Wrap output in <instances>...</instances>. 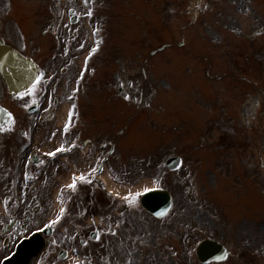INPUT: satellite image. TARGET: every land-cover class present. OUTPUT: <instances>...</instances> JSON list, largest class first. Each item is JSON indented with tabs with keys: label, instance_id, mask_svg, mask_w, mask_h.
<instances>
[{
	"label": "rangeland",
	"instance_id": "374dc122",
	"mask_svg": "<svg viewBox=\"0 0 264 264\" xmlns=\"http://www.w3.org/2000/svg\"><path fill=\"white\" fill-rule=\"evenodd\" d=\"M71 11L77 16L75 23ZM1 31H5L10 44L34 57L48 75L52 72L57 78L62 68L67 69L66 75L59 76L63 81L50 86L51 100L59 99L65 105L78 88L75 95L81 97V110H85L87 119L81 123L88 129L87 135H97V142L117 143L110 166H116L120 181L138 184L164 179L173 187L169 189L174 206L163 221L155 220L140 207L135 212V227H118L108 221L107 230L112 228L116 234L107 231L112 240L106 251L108 262L99 258L97 264H200L195 247L207 237L224 243L234 254L241 250L242 254H257L264 261V194L255 186L260 184L264 192V100L255 114L240 111L251 97L260 99L259 93L264 91V0H0L3 36ZM129 62L146 69L151 112L141 111L117 96L110 86L114 82L112 73ZM85 70L88 74L82 83L77 76ZM48 87L43 85L42 93ZM35 94L33 91L10 101L0 79L1 104L13 111L16 120L11 142L21 143L17 147L27 140L18 131L29 124L33 129L50 131L58 129L63 120L62 115L60 120L56 117L47 123L38 113H26L35 102ZM217 97L223 105H230L227 115L235 127L241 128L234 129L233 149L212 145L210 150L201 149L193 139L183 144L181 137L187 129H201L212 117L211 100ZM207 100L209 107L205 106ZM254 129H263L261 135ZM3 134L6 132L0 137ZM67 137L54 132L52 139L43 138L38 131L27 141L29 151L35 144L47 150L67 145ZM176 154L182 157V165L170 172L165 161ZM242 157L255 160L251 173L258 182L238 177L239 172L234 171L235 161ZM3 162L1 157V168ZM57 164L55 171H59L62 185L70 170L62 160ZM31 169L40 172L41 179L37 177L35 184L54 185L48 182L50 178L43 180L45 171ZM260 173L263 181L259 180ZM14 185L16 193L12 197L22 194L29 209L35 185L20 184L19 176ZM5 195V191L0 194V230L12 216L2 208ZM58 198L60 206H66L65 214H69L61 230L55 229V238L80 235L76 229L79 225L75 226L78 218L80 225L92 228L86 225L90 212H85L82 203L71 202L67 192ZM55 200L54 196L49 212L19 229L18 239L52 225L57 214ZM138 201L134 196L124 204L136 205ZM169 223L175 226L169 228ZM120 237L123 246L118 262L110 248ZM3 239L0 232V241ZM173 251L177 252L174 257Z\"/></svg>",
	"mask_w": 264,
	"mask_h": 264
},
{
	"label": "flooded vegetation",
	"instance_id": "af4514ba",
	"mask_svg": "<svg viewBox=\"0 0 264 264\" xmlns=\"http://www.w3.org/2000/svg\"><path fill=\"white\" fill-rule=\"evenodd\" d=\"M5 30V29H4ZM5 33V31H4ZM6 42V40L4 39ZM7 43V42H6ZM71 60H68L67 63H70ZM66 75L67 69L64 67L59 72L57 78H54L53 83L54 85L58 86L61 80L59 76ZM113 80L114 82L110 85L113 87L116 92L120 88L122 93L126 94L125 99L129 102H132L136 105L138 109L146 110L148 112H151L153 110L151 106V97L147 93V82L145 79L148 78L146 75V69L144 67L138 68L133 63L129 62L126 63V66L123 65L119 68H117L113 73ZM141 78H144V81H141ZM84 77L81 79L83 80ZM46 82L45 80V73L41 70L40 78L38 80L37 86L35 87V100L39 104L40 109V115L39 118L43 119L49 123L48 118L55 116L57 109L59 107V99H54L53 102L51 100L50 95L47 96L46 94H43L42 84ZM67 80H64L63 85H65ZM119 93V92H118ZM43 94V95H42ZM260 99L257 97H251L250 101H247L245 105L241 106L240 111H244L245 113H251L255 114L256 108L259 106L261 107V102L264 100V91H260ZM43 96V97H42ZM19 97H13L11 95L8 96V99L11 101H15ZM253 100V101H252ZM207 103L205 106L209 107L210 100L206 101ZM212 102V108H210L212 117L208 119L202 126L201 129H194L188 130L186 135H183L182 138H184L183 144L187 145L189 139H193L192 143L199 145L202 149H210L209 147L212 145L213 147H224L229 148L233 144L234 129H241L238 127H235L233 125L234 120L231 119L227 113L230 112V105H223L224 101L221 100V98H213L211 100ZM247 105V106H246ZM77 112L75 114L74 119V125L78 123L80 119H83V121H86L85 115H83V112L79 111V105L76 103ZM260 115H262V111L260 112ZM75 120L77 121L75 123ZM15 123V119H14ZM13 123V126H14ZM12 126V127H13ZM245 129V128H243ZM12 130L14 129H0V133H5L1 135L0 137V158H4L5 162H3V167H0V194L4 191L6 192V195L4 196V202H3V208L4 210H7L9 215H12L7 223L2 225L1 227V234L4 235V239L0 241V264H2L6 259H8L13 251L16 242L18 241L17 233L19 232L20 228H25L26 222H32L35 219H38L40 215L43 212H49L51 209V201L53 200L54 193H55V182H58L60 173L59 171H55L58 164L57 162L58 157H53L52 159H49L48 157H42L39 156L36 158V161L38 164L36 165L37 168L40 170L45 171L44 179H49L48 182H52L51 185L48 186L47 184H43L41 182L36 188L31 190V200H30V208L27 206V199L20 194L18 197L13 198L16 193V186L14 185V179H16V176H19V182L20 184L24 181V171L26 170L24 168L25 160L28 157V147L25 146L17 147V145L14 142H11L12 138ZM34 133L37 134L39 131L40 135H42L43 138H53V133H57V129H33ZM255 132H259V136L261 135V131L263 129H254ZM86 129L82 127L79 131L78 137H82ZM27 129L22 131L19 130L18 134L22 137H26ZM257 132V133H258ZM193 136V138H191ZM180 139V142H181ZM89 143V138L86 137L83 139V147H74L72 153H75V155H79L80 151ZM182 144V145H183ZM106 145V142H101L98 150L96 151L97 157L94 160V165L91 166V162L89 161V167L88 171L85 172V165L83 162H76L79 166V170L81 172L80 177H85V180L87 182H83L81 180H78L76 182L77 187L75 189H72L71 187L67 190H64V192H67L69 200L72 202V200H77L85 208V212L89 213V218L85 221L86 225H91L92 228L88 226H83L81 224V220H75V226L76 229L81 231L80 235H77L75 238H64L62 236H59L57 238L55 237H48L46 238V241L48 243L45 250L39 254L36 258H34L30 264H97V261L99 258L103 261V263L108 262V256L106 255L108 241L111 240L107 235V231L110 235H115L116 231L112 228L107 230L108 228V221L115 222L117 226H121L122 224L127 225L128 227H135L137 216L135 215V212L139 210L140 207L142 211L146 212L150 216H152L150 213L145 211L140 204V199L138 203L135 204H128L125 205L124 202L119 201L116 199L110 192L107 190L105 185L100 181L99 176L103 172L102 166L105 167V165L112 161V155L114 151V144L110 146L109 151H107L105 154H103V146ZM176 147V146H175ZM183 147V146H180ZM177 148V147H176ZM224 149V148H223ZM233 147H230L229 150H232ZM213 151H220V150H213ZM179 155H174L173 157H177ZM181 157V156H179ZM253 158L249 157H242L238 158L234 163V171H238V177H244L249 180H254L253 178H256L255 175L251 173L253 165L256 166L255 160ZM104 162V163H103ZM254 162V164L252 163ZM181 163H182V157H181ZM109 165V164H108ZM182 165V164H181ZM181 165L178 167L180 168ZM121 167V166H120ZM108 169L112 172H114L117 176L118 173L116 172V166H108ZM84 172H83V171ZM23 171V174L21 173ZM255 171V169L253 170ZM167 176V172L165 173ZM30 179L33 181H38L36 178V175L32 174L31 172L27 173ZM39 175V174H37ZM4 176V177H2ZM49 176V177H48ZM7 178V179H6ZM6 179V180H5ZM26 180V179H25ZM259 180L263 181V175L260 173ZM167 180L162 179L159 183L160 188H167L169 189L172 187V185H169L166 183ZM257 181V180H254ZM258 182V181H257ZM92 183H95L98 185L101 190L95 189L92 185ZM28 186V185H26ZM257 186V189L262 193L263 187L259 184H255ZM21 188V185L20 187ZM170 190V189H169ZM171 191V190H170ZM47 193V194H46ZM172 195L173 192L171 191ZM70 195V196H69ZM45 199V200H43ZM174 199V196H173ZM70 202V203H71ZM68 211L71 208V205H68ZM24 214L25 217H21V215ZM69 213H67L65 216L60 219V216H57L55 219L56 226L54 228L60 229V222L59 220H63L65 222L67 220V216ZM155 220H162L165 219H157L154 216H152ZM169 228L172 226H175L173 223L168 224ZM61 230V229H60ZM60 232V231H59ZM118 238L116 241V245L112 246L110 248V251L116 252V258L117 261L120 262L121 260V250L123 246V240H120ZM203 240V239H202ZM215 240V239H214ZM112 241V240H111ZM218 241V240H217ZM220 242V241H218ZM224 245V243L220 242ZM226 248V247H225ZM109 249V247H108ZM227 255L223 261L220 262H210L209 264H226L229 261L230 264H264L257 254H251V253H241V250L238 251V253L234 254L232 251L227 249ZM177 252L173 251L172 256L174 257ZM47 255L45 258L44 256ZM111 256H113V253H110ZM160 256V255H159ZM45 258V259H44ZM238 259V261H236ZM228 261V262H227ZM200 264H203L200 262Z\"/></svg>",
	"mask_w": 264,
	"mask_h": 264
},
{
	"label": "water",
	"instance_id": "95a60500",
	"mask_svg": "<svg viewBox=\"0 0 264 264\" xmlns=\"http://www.w3.org/2000/svg\"><path fill=\"white\" fill-rule=\"evenodd\" d=\"M0 74L9 93L17 95L33 86L38 77V67L30 58L24 57L17 50L0 42ZM11 122V114L0 106V128L9 126ZM168 165L172 169L176 168L179 165L178 159L169 160ZM142 205L160 218L170 211L172 198L167 191H151L143 196ZM44 245V237L35 235L20 245L17 254L7 264H28ZM199 256L203 262L221 260L225 256V251L221 245L206 241L199 251Z\"/></svg>",
	"mask_w": 264,
	"mask_h": 264
},
{
	"label": "bare ground",
	"instance_id": "6f19581e",
	"mask_svg": "<svg viewBox=\"0 0 264 264\" xmlns=\"http://www.w3.org/2000/svg\"><path fill=\"white\" fill-rule=\"evenodd\" d=\"M63 112L65 115H67L68 106L64 108ZM64 123H65V118L60 122V125H63ZM101 177L107 183L108 189L111 190L114 193V195H116L120 199H125L130 197L131 195H134L137 192H142L156 187V183L152 180H143L142 182H140L135 186H130V185L120 186L115 182H113V180L111 179V177L107 172L102 174ZM68 182H69V178L65 181V184L67 185Z\"/></svg>",
	"mask_w": 264,
	"mask_h": 264
},
{
	"label": "snow or ice",
	"instance_id": "6c2138e0",
	"mask_svg": "<svg viewBox=\"0 0 264 264\" xmlns=\"http://www.w3.org/2000/svg\"><path fill=\"white\" fill-rule=\"evenodd\" d=\"M60 151H64V149H60ZM53 155H55V154H53ZM79 179H80L81 181H83V182H87V181L85 180V177H83V176L79 177ZM69 187H71L72 189H75V188L77 187V185H76L75 183H73V184L69 185ZM150 190H151V189H149V191H150ZM139 195H140V193H137V198L139 197ZM129 199H131V198H129ZM54 223H55V221H54Z\"/></svg>",
	"mask_w": 264,
	"mask_h": 264
}]
</instances>
